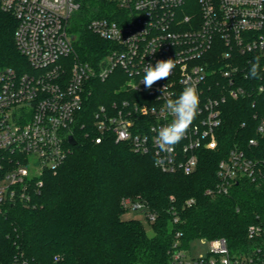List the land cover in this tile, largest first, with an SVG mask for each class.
I'll return each instance as SVG.
<instances>
[{
  "label": "built area",
  "instance_id": "2783aa9c",
  "mask_svg": "<svg viewBox=\"0 0 264 264\" xmlns=\"http://www.w3.org/2000/svg\"><path fill=\"white\" fill-rule=\"evenodd\" d=\"M122 18H94L89 29L112 45L99 65L82 61L70 33L71 19L80 11L76 0H0L3 11L17 20L15 43L29 72H0V215L9 207H35L47 172L56 173L71 152L70 137L86 129L88 104L96 81L118 77L125 92L98 106L91 116L92 140L114 138L135 153L151 155L165 173L192 175L202 152L221 149L220 130L229 101H253L251 130L257 135L234 141L217 167V183L209 195H229L247 181L264 187V108L256 106L264 83L249 75L259 57L264 71V0H107ZM173 59L167 79L149 89L143 84L145 66ZM261 76V75H260ZM186 85L200 96L199 114L185 138L167 153L156 143L158 130L173 119L166 99L178 97ZM246 123H242L245 127ZM194 199L186 201L191 206ZM128 211L142 203L123 200ZM149 222L157 219L146 213ZM175 223L179 217H175ZM177 233L171 264H264V219L248 228L249 248L235 252L225 238L210 243L207 255L195 258ZM0 243V264H40L22 252L8 255ZM59 261V257L55 258Z\"/></svg>",
  "mask_w": 264,
  "mask_h": 264
},
{
  "label": "trees",
  "instance_id": "16d2710c",
  "mask_svg": "<svg viewBox=\"0 0 264 264\" xmlns=\"http://www.w3.org/2000/svg\"><path fill=\"white\" fill-rule=\"evenodd\" d=\"M76 1L81 9L70 24L76 54L84 62L99 65L112 45L92 33L89 23L94 18L119 21L122 16L107 0ZM17 25L0 4V72L7 68L30 71L15 43ZM260 75L264 83V71ZM93 87L85 118L88 125L77 129V144L58 171L45 174L35 207L12 206L8 214L0 215L2 248L10 254L22 252L40 264H171L169 252L180 232L186 248L195 240L225 238L232 251L247 250L249 226L259 217L264 219V187L240 181L229 195H209L207 190L217 183L218 163L234 141L257 137L251 130L256 124L253 101H229L219 134L221 149L202 152L197 170L184 175L163 172L153 156L135 153L128 143L108 137L97 144L91 133L87 137L98 106L138 96L125 92L115 77L96 81ZM256 106L264 108V95ZM126 198L142 203L145 209L139 212L145 216L147 211L157 214L155 222L147 219L153 236L140 220L123 219L128 212L123 206ZM190 199L195 203L188 206Z\"/></svg>",
  "mask_w": 264,
  "mask_h": 264
},
{
  "label": "clouds",
  "instance_id": "9594fccd",
  "mask_svg": "<svg viewBox=\"0 0 264 264\" xmlns=\"http://www.w3.org/2000/svg\"><path fill=\"white\" fill-rule=\"evenodd\" d=\"M176 67L173 59L159 60L155 66H145L142 78L146 88H151L154 83L167 79ZM259 57L252 63L249 75L259 79ZM200 96L195 85H186L178 97L167 98L165 107L173 117L172 121L158 130L156 143L162 152H169L183 140L199 114Z\"/></svg>",
  "mask_w": 264,
  "mask_h": 264
},
{
  "label": "rangeland",
  "instance_id": "374dc122",
  "mask_svg": "<svg viewBox=\"0 0 264 264\" xmlns=\"http://www.w3.org/2000/svg\"><path fill=\"white\" fill-rule=\"evenodd\" d=\"M115 78L118 79V77H115ZM123 219H125V220L138 219V220H140L143 223L145 229L147 230L149 236H153V234H154L153 229H152L150 223H148L147 218L143 213H141L139 211H131L130 210L124 214ZM189 249L191 251V254L195 258H197L200 255H207L208 254V252L210 250V243L208 241L195 240L189 244Z\"/></svg>",
  "mask_w": 264,
  "mask_h": 264
},
{
  "label": "water",
  "instance_id": "95a60500",
  "mask_svg": "<svg viewBox=\"0 0 264 264\" xmlns=\"http://www.w3.org/2000/svg\"><path fill=\"white\" fill-rule=\"evenodd\" d=\"M69 142L72 146H75L77 144L76 140L73 137H70Z\"/></svg>",
  "mask_w": 264,
  "mask_h": 264
}]
</instances>
